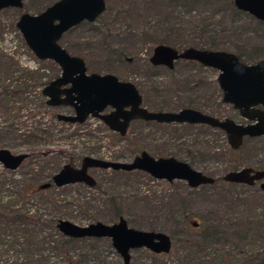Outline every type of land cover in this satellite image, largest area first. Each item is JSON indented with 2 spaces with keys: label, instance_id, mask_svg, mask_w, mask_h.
<instances>
[{
  "label": "rangeland",
  "instance_id": "rangeland-1",
  "mask_svg": "<svg viewBox=\"0 0 264 264\" xmlns=\"http://www.w3.org/2000/svg\"><path fill=\"white\" fill-rule=\"evenodd\" d=\"M54 1L56 0H23L22 9L35 14L37 10L44 9ZM228 2L229 0H104L105 10L100 15V20L67 31L59 40V45L70 55L81 56L87 73H110L119 80L138 86L143 96L142 105L149 110L177 111L190 106L217 118H229L243 123L245 120L231 106L221 102V92L215 81V69L179 63L172 73L163 66H157L153 70L156 75L147 77L151 70L146 68V63L152 48L159 41H165L177 50L212 42L214 50L240 53L241 60L246 64L264 59V24H258L244 14H231L227 8ZM21 12L14 8L0 10V49L12 54L23 66L41 67L49 76L58 75L59 69L52 61L33 60L21 46L20 34L14 26ZM197 22L204 23L207 27L196 28ZM117 53H120V57L116 61L114 58ZM57 111L68 113L69 109L63 107ZM39 117L43 121L49 120L46 114H40ZM71 129L72 127L69 131ZM139 131V127L129 126L126 130L127 137ZM78 132L77 136L57 137L54 141L36 146L32 150L16 146L10 152L29 153L35 163L32 166L33 172L40 170L43 160L49 158V155L43 154L35 159L38 153L47 149H64L67 154L77 155L78 158L90 154L92 158L106 161L118 159L116 162L128 163L132 160V156L125 150L126 141L119 140L114 132L96 119L85 120ZM143 132L147 135L146 143H160L162 136L163 141L172 137L163 130L160 132L143 128ZM196 132L193 129L180 133V138H171L168 141L171 143L169 147L178 152V159L188 163L193 170L216 180L214 189L191 191L195 189L187 188L183 182L173 181L168 184L153 180L141 172L127 174L91 170L89 175L100 185L101 190L85 187L87 190L70 192L67 197L63 192L60 196L73 205L68 211V221L81 227L94 222L113 224L116 217H113L108 205L113 200L128 227L167 235L171 240L169 261H175L174 251L181 250L180 242L184 234H187L181 225L183 221L192 228L196 227L192 226L193 223L218 224L224 228L229 223H239L251 218L253 208L260 206L264 209V199L256 197L260 195H253L250 191L258 190L257 184L252 188L239 185L245 187L244 190L250 188V192L241 189L227 191L218 187L222 185L218 180L227 172V168L238 170L249 167L254 170L264 167V136L244 139L240 150L231 154L226 152L229 147L224 135L213 130H201V135ZM207 148L214 149L217 159H201ZM185 151L191 154L190 158ZM65 160L66 156H63L61 163ZM23 171L24 169L14 171L10 179L25 180L29 175L23 177ZM41 181L45 183L46 180ZM229 195L242 199L232 204V197H228ZM247 196L248 201H243ZM75 197L79 199L78 205L71 200ZM180 199L183 201V208L179 207ZM258 235L250 243L254 252L264 249V233ZM101 245L107 260L113 262L118 259L113 255L111 247L108 249L104 244ZM243 246V242L239 244L229 240L215 245L210 254L213 257L216 256V250L220 252L217 264L227 257L241 261L243 254L250 251L249 246L242 248ZM130 258L134 264L148 263L145 254L140 250L131 251ZM117 261L121 263L120 260Z\"/></svg>",
  "mask_w": 264,
  "mask_h": 264
},
{
  "label": "water",
  "instance_id": "water-1",
  "mask_svg": "<svg viewBox=\"0 0 264 264\" xmlns=\"http://www.w3.org/2000/svg\"><path fill=\"white\" fill-rule=\"evenodd\" d=\"M22 1L0 0V10L8 7L20 9ZM232 3L237 10L264 21V0H232ZM104 10V0H56L38 13L21 12L15 20L14 26L33 57L37 60H50L59 69L58 75L40 91L47 106L72 109L71 114L57 113L58 121L81 124L90 117L119 136L125 134L133 120L163 124H202L222 131L232 150L240 147L243 138L264 136V59L246 64L229 51L193 47L177 50L164 44L155 45L148 58L153 66L162 65L171 69L174 61L181 59L215 69L221 102L231 105L246 123L217 118L191 108L151 111L141 105V95L133 83L119 80L110 73H87L83 59L70 55L58 43L70 28L82 21H95ZM106 108H109L108 112H104ZM26 158L25 153H11L0 148V167L6 171H15ZM89 169L125 173L136 171L168 184L173 181L183 182L189 189L214 184V179L172 156L153 158L146 151H141L128 163L83 156L78 168L63 165L51 177V185L62 188L82 184L91 189L95 181L87 174ZM221 181L247 187L258 183V190L264 193V169L240 168L225 173ZM47 187L48 184H43L39 189ZM55 228L60 235L69 239H107L121 264H129L131 251L143 249L154 255H166L171 249V240L167 235L132 229L122 217L110 225L95 222L82 227L59 220Z\"/></svg>",
  "mask_w": 264,
  "mask_h": 264
},
{
  "label": "trees",
  "instance_id": "trees-1",
  "mask_svg": "<svg viewBox=\"0 0 264 264\" xmlns=\"http://www.w3.org/2000/svg\"><path fill=\"white\" fill-rule=\"evenodd\" d=\"M227 8L231 14H244L251 17L250 15L237 10L233 5L232 0H229ZM20 11L26 12L22 7L20 8ZM40 11L41 9L37 10L36 13ZM98 19L100 20V16L96 20ZM255 21L258 24H264V21ZM89 23L91 22L82 21L69 30L82 24ZM201 26H203L204 29L207 27L204 23L197 22L195 24L196 28H200ZM19 41L29 56L35 60L33 55L26 48L22 39H19ZM158 44L170 46V44L165 41H159ZM187 47L212 49V42H209L208 45L204 43L203 45ZM234 54L240 61H242L240 53ZM116 55V58L114 59L117 61L119 59L118 57H120V53H117ZM179 63L203 68V66L195 61L177 60L173 63V68L167 70L172 73V70ZM146 68L151 70V73H147V77L156 75V72L153 70L157 68V66H152L148 60ZM56 76L57 75L54 77ZM54 77L45 74L41 67L29 68L21 65L12 54H7L0 49V148H5L11 151L12 148L20 146L32 150L36 146L50 143L57 137L66 138L67 135L77 136L79 134L78 130L85 122L81 124H70L58 121L56 119V114L59 113L57 111L59 107L47 106L45 104V98L41 95V88ZM135 87L141 95L143 102L142 92L139 90L138 86L135 85ZM183 108L194 109L190 106ZM40 114L48 115L49 120L43 121V119L39 117ZM133 125L140 128V131L133 136L127 137L126 132L123 136H119L115 133L119 140L126 141L127 145L125 150L130 156H132V159L141 151H146L149 155L153 156V158H166V156H172V158L179 160V153L169 147L171 143L169 144L168 141L171 140V138H180V133L191 131L193 129L197 130V135L202 134V132H200L201 130H213L224 135L219 129L211 128L202 124H163L134 120L129 126ZM71 127L72 129L69 131ZM143 128H148L151 131L154 129L160 132L163 130L164 132L170 133L172 137L163 141L162 136L160 138L162 139L160 143H146L147 135L144 134ZM256 138L258 137L244 139L250 140ZM244 139L238 149L233 151L230 148H226V152L233 154L240 150ZM213 151L214 149L207 148L205 152L202 153L201 159H217L215 155L217 153ZM24 153L27 154V158L15 171L24 169L21 175L23 177L29 175L25 180L10 179V175H12L14 171H6L0 168V264H119L117 260L120 259L114 253L113 255L115 258L118 259L111 262L107 260L103 252L101 244H104L106 248L110 249V243L107 239H69L60 235L55 228L57 221L69 220L68 211H70L69 208L73 206L72 203L60 197L64 194L63 192H65V197H67V194H70V192L77 193L78 190L87 189L81 184L54 188L51 185L50 179L63 165L67 164L73 167L75 164H79L83 156L78 158L77 155L67 154V151L64 149H57L55 151L47 149L43 153H38L35 159L40 158L43 154L45 156L49 155V158L43 160V166L40 170L33 172L32 166H34L35 163L32 161L29 153ZM89 155L90 154L84 156ZM188 155L190 158L191 154L188 153ZM63 156H66V160L62 164L61 159ZM117 160L118 159H113L111 162H116ZM261 169H264V167H261ZM226 170L227 172L235 171L234 168H227ZM113 172L114 171H112V173ZM135 172H129L127 174H134ZM42 179L46 180L45 183L41 181ZM218 182L222 183V185H218V187H221L222 189L225 188L227 191L239 189L244 192L251 191L253 195H260L256 197H260L262 200L264 199V193L259 190L252 191L250 188L244 190L245 187L226 184L221 181V178ZM43 184H48V187L43 190L39 189ZM216 184L217 181L214 180V184L210 186H201L191 191H200L203 190V188L212 190L216 187ZM91 189L97 191L101 190L100 185L96 182ZM228 193L229 192H227V194ZM228 197H232V204H235L242 199L236 195H229ZM71 200L78 205L79 199L75 197ZM179 201V207L183 208V201L181 199ZM243 201L247 202L248 196L243 198ZM108 205L110 206L113 217H116V221L119 217H122L120 216L121 213L118 206L113 200H110ZM252 211L254 213L251 218L242 220L239 223H229L227 226H224V228L222 225L218 224L199 225L196 223V227L192 228L183 221L181 225L184 227L187 234H184L180 242L181 250L174 251L175 261H169L171 257L170 252L166 255H154L143 249L140 251L144 253L148 259L147 264H217L216 261L217 257L220 256V252L216 250V256L213 255L212 257V254H210L211 248L219 243L233 240L239 244L240 242H243L244 246L242 248L249 246L248 248L250 251L243 254V259H241V261H236L234 259L231 260V258L227 257L226 259H223L220 264H264V249L254 252L250 248V246H252L250 243L253 238H258V234L264 233V209L258 206V208H253ZM190 232H193V234H190ZM70 250L76 251L72 252ZM251 252L252 254H250ZM131 261L132 258H130L129 264H134Z\"/></svg>",
  "mask_w": 264,
  "mask_h": 264
},
{
  "label": "flooded vegetation",
  "instance_id": "flooded-vegetation-1",
  "mask_svg": "<svg viewBox=\"0 0 264 264\" xmlns=\"http://www.w3.org/2000/svg\"><path fill=\"white\" fill-rule=\"evenodd\" d=\"M8 8H12V7H8ZM4 9H6V8H4ZM14 9H18V8H14ZM1 10H3V9H1ZM19 10V9H18ZM240 11V10H239ZM241 12H243V11H241ZM243 13H245V12H243ZM247 14V13H246ZM249 15V14H248ZM252 17V16H251ZM253 18V17H252ZM253 19H255V18H253ZM256 20V19H255ZM257 21H259V20H257ZM181 60V59H180ZM177 61V60H176ZM184 61H189V60H184ZM175 62V61H174ZM153 66V65H152ZM155 66H162V65H155ZM164 67V66H163ZM166 68V67H165ZM172 68H173V66H172ZM171 68V69H172ZM166 69H168V68H166ZM225 104V103H224ZM141 105H142V99H141ZM229 105V104H228ZM143 106V105H142ZM229 106H231V105H229ZM59 108H63L62 106H59ZM65 108H68L69 109V112L68 113H63V114H71L72 113V109L70 108V107H65ZM232 108V107H231ZM233 109V108H232ZM233 110H235V109H233ZM109 111V108H106L105 110H104V112H108ZM236 111V110H235ZM236 113H237V111H236ZM238 114V113H237ZM88 118H90V117H88ZM87 118V119H88ZM86 119V120H87ZM134 121V120H133ZM98 122H100V121H98ZM132 122V121H131ZM130 122V123H131ZM148 122H153V121H148ZM101 123V122H100ZM129 123V124H130ZM238 123V122H237ZM246 123V121L245 122H243V123H241V124H245ZM102 124V123H101ZM103 125V124H102ZM128 127H129V125H128ZM127 127V128H128ZM259 137H261V136H259ZM247 138V137H246ZM253 138V137H252ZM244 139V138H243ZM79 165H80V163L78 164V165H75V166H73L74 168H78L79 167ZM91 170H99V171H106V170H100V169H89L88 171H87V174H89V172L91 171ZM57 173V172H56ZM95 181V180H94ZM255 184H257L258 185V183H255ZM254 184V185H255ZM82 185V184H81ZM253 185V186H254Z\"/></svg>",
  "mask_w": 264,
  "mask_h": 264
}]
</instances>
